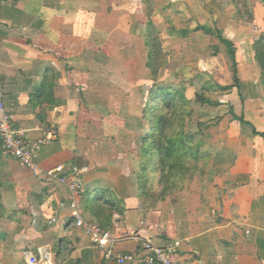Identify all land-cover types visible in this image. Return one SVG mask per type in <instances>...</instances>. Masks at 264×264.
Here are the masks:
<instances>
[{
  "label": "crops",
  "instance_id": "crops-1",
  "mask_svg": "<svg viewBox=\"0 0 264 264\" xmlns=\"http://www.w3.org/2000/svg\"><path fill=\"white\" fill-rule=\"evenodd\" d=\"M138 5L139 0H13L0 10V79L14 124L32 139L45 138L51 126L59 129V138L40 149L39 164H65L79 171L90 187L81 198L83 216L107 229L114 222L118 229L112 233L126 237L116 244L121 252L138 249L137 239L128 238L133 233L160 246L169 239L145 228L135 233V225L105 221L98 214L109 211L103 208L105 201L119 198L129 208L124 214L130 207L140 211L137 163L132 161L130 171L132 162L126 159L128 166L122 168L114 145L127 92L108 77L112 70L125 68L112 57L109 45L138 33ZM251 13L263 34L264 3L255 0ZM255 137L260 141L234 149L236 160L225 177L234 187L224 203L230 224L207 223L200 216L192 233L180 239L169 233L179 239L180 264H264V137L247 138ZM71 199L66 183L43 178L0 148L1 261L13 254L12 243L17 261L29 250L42 263L116 264L103 261L101 251L77 226Z\"/></svg>",
  "mask_w": 264,
  "mask_h": 264
},
{
  "label": "rangeland",
  "instance_id": "rangeland-1",
  "mask_svg": "<svg viewBox=\"0 0 264 264\" xmlns=\"http://www.w3.org/2000/svg\"><path fill=\"white\" fill-rule=\"evenodd\" d=\"M254 3L139 0L138 33L130 39L116 38L114 50L109 45L112 57L127 69H114L108 77L127 92L116 120L114 145L122 168L128 166L127 160L137 163L140 211L130 207L124 214L129 208L123 198L105 201L103 208L109 211L98 212L102 220L122 219L138 227L135 233L145 228L173 242L178 238L169 233H192L196 217L215 225L230 224L224 203L234 187L225 177L236 160L234 149L260 141L247 138L253 128L234 119L231 109L264 132V81L255 50L264 33L258 32L251 16ZM199 25L220 28L235 43L242 97L237 88L229 87L233 64L226 45L216 35L196 30ZM109 39L112 42V33ZM153 133L159 135L156 143ZM157 147L161 149L156 155ZM130 165L133 171V162ZM83 187L80 198L90 188ZM108 229L118 227L113 222ZM10 244L13 254L0 259V264H59L42 263L29 250L22 251L23 260L17 261L16 245Z\"/></svg>",
  "mask_w": 264,
  "mask_h": 264
},
{
  "label": "built area",
  "instance_id": "built-area-1",
  "mask_svg": "<svg viewBox=\"0 0 264 264\" xmlns=\"http://www.w3.org/2000/svg\"><path fill=\"white\" fill-rule=\"evenodd\" d=\"M13 0H0V10ZM82 90L87 86L82 85ZM45 138L32 139L22 130L16 128L13 116L7 108L4 88L0 79V148L10 157L20 161L30 171L53 181L66 183L72 193L70 207L74 211L77 226L82 227L89 235L93 245L102 253L103 261L116 264H180L178 257V243L167 241L165 245H156L151 239L141 235L131 234L128 238L137 239L140 248L121 252L116 249V244L126 237L116 235L97 222L86 220L81 210L83 181L77 169L68 168L65 164H57L44 168L38 162V154L48 140H57L60 136L59 129L51 126L47 129ZM55 220V219H54ZM53 220V221H54Z\"/></svg>",
  "mask_w": 264,
  "mask_h": 264
},
{
  "label": "trees",
  "instance_id": "trees-1",
  "mask_svg": "<svg viewBox=\"0 0 264 264\" xmlns=\"http://www.w3.org/2000/svg\"><path fill=\"white\" fill-rule=\"evenodd\" d=\"M261 1L264 2V0H261ZM196 30H202L204 33L216 35L226 45V47L228 49V53L230 54V57L232 60V64H233V71H232L233 84L230 85L229 87L230 88H237V90L241 96V83H240V79L238 77V63H237V58H236L237 51H236L235 43L231 39L226 38L224 35V32L220 28H212V27L210 28L207 25H199L196 28ZM255 50H256V58L260 63L261 78L264 81V36L259 38L257 43H255ZM161 98L162 97H160V99ZM158 102H160V101H158ZM231 113L233 115V118L236 120H239L242 124L251 125L253 127V134L254 135L264 137V132L257 130L256 127L252 124V122L247 120L245 118V116H243V115L239 116V115L235 114L233 109H231ZM158 136L156 133H153L151 135V137L154 139L155 143L159 141ZM156 149H157L156 150V155H157L161 148L157 147ZM155 163H157V161Z\"/></svg>",
  "mask_w": 264,
  "mask_h": 264
}]
</instances>
